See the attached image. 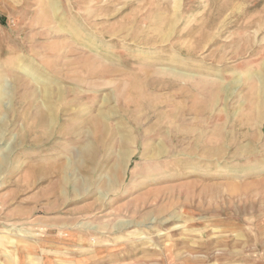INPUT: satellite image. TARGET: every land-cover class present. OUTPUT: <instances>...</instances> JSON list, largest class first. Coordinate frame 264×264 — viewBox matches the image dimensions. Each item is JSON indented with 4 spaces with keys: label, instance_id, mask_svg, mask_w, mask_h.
<instances>
[{
    "label": "rangeland",
    "instance_id": "rangeland-1",
    "mask_svg": "<svg viewBox=\"0 0 264 264\" xmlns=\"http://www.w3.org/2000/svg\"><path fill=\"white\" fill-rule=\"evenodd\" d=\"M0 176V264H264V0H0Z\"/></svg>",
    "mask_w": 264,
    "mask_h": 264
},
{
    "label": "crops",
    "instance_id": "crops-1",
    "mask_svg": "<svg viewBox=\"0 0 264 264\" xmlns=\"http://www.w3.org/2000/svg\"><path fill=\"white\" fill-rule=\"evenodd\" d=\"M18 176H19L18 182L20 184L21 183H24V185L23 186H20V188H24L25 190H27V189H34L36 187V180H37V178L34 177L36 175H34L33 173H31L29 171L24 172V173H16V174H14V176L12 177V179L15 181V180L18 179ZM15 194L17 195L16 191H15ZM19 195H21V194H19ZM36 196H37V194H35V196H33V197H36ZM30 206H32V205H30Z\"/></svg>",
    "mask_w": 264,
    "mask_h": 264
}]
</instances>
